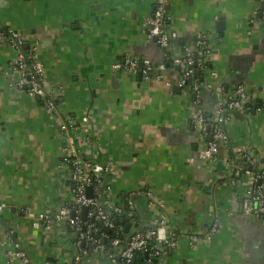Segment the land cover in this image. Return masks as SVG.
<instances>
[{"label":"crops","instance_id":"0c3cea01","mask_svg":"<svg viewBox=\"0 0 264 264\" xmlns=\"http://www.w3.org/2000/svg\"><path fill=\"white\" fill-rule=\"evenodd\" d=\"M156 1L0 0V30L20 33L29 45L24 49L44 64L47 89L59 93L62 116L75 118L82 131L86 127L92 134L96 147L89 146V157L116 166L110 202L134 200L139 228L151 227L160 212L133 192L150 191L163 203L179 241L166 264H264V225L243 215L244 178L230 183L225 161L235 147L264 159V114L233 112L226 126L230 146L220 148L217 161L204 162L197 159L202 137L193 121L192 91L113 70L126 56L162 61L164 52L149 41L145 25ZM262 4L166 0L169 27L180 34V45L206 32L211 66L226 86L243 83L252 102H264ZM221 18L223 33L217 30ZM15 56L16 50L0 40V203L11 208L0 216V224L15 229L32 264L50 263V257L69 264L70 229L36 231L24 217L26 212L54 214L70 201L72 180L62 161L57 123L39 98L12 87ZM202 96L205 114L220 109L213 92L203 88ZM213 222L220 231L192 249L186 234L204 236ZM3 235L0 264H9ZM103 259L88 256L84 264H103Z\"/></svg>","mask_w":264,"mask_h":264},{"label":"built area","instance_id":"2783aa9c","mask_svg":"<svg viewBox=\"0 0 264 264\" xmlns=\"http://www.w3.org/2000/svg\"><path fill=\"white\" fill-rule=\"evenodd\" d=\"M169 23L166 0H157L145 25L149 41L156 43L164 52L162 61L155 64L149 59L138 60L126 56L113 65V70L133 75L141 73L148 79L154 77L157 81H163L168 88L174 84L178 88H189L193 94V121L202 137L197 159L215 162L220 148L230 146L226 126L233 112L264 114V102L252 107L254 102L249 101L243 83L226 86L220 72L210 64L211 38L206 32L196 33L190 45L182 46L180 34L171 29ZM0 40L16 50L10 66L15 78L12 87L43 102L51 119L57 123L63 139L62 161L71 172L70 201L54 214L26 212L25 220L36 231H51L59 226L69 228L73 249L69 264H84V258L88 256L104 257L111 264H162L169 253L179 247L177 232L172 228L168 216L162 212L163 203L150 191L133 192L145 197L160 212L156 222L148 228H139L134 200L129 199L124 205L111 203L110 177L116 171V166L109 161L100 162L90 158L86 153L89 146L96 147L90 130L85 127V131H82L75 118L62 116L59 93L56 90L48 91L46 68L34 52L24 49L22 35L9 29L6 33L0 32ZM203 88L220 99V109L214 114L207 115L203 110ZM233 151L225 161L230 167V183L244 178L243 215L257 219L264 225V163L252 150L235 147ZM85 208L86 216L83 219ZM6 209H10L9 205L1 202L0 216ZM118 218L125 222L117 223ZM126 225H130L128 234H125ZM219 231L218 223L213 222L204 236L186 234L185 239L195 249L198 242L202 239L209 242ZM4 243L9 264H32L23 240L16 235L15 229L10 228L4 233Z\"/></svg>","mask_w":264,"mask_h":264},{"label":"water","instance_id":"95a60500","mask_svg":"<svg viewBox=\"0 0 264 264\" xmlns=\"http://www.w3.org/2000/svg\"><path fill=\"white\" fill-rule=\"evenodd\" d=\"M262 7H263V9H264V4H262ZM217 30H218L219 33H223V32H224V30H225V19H224V18H221L220 21L217 23ZM183 45H184V44H183ZM28 47H29V45H28V44H25V49H28ZM139 77H142V74H141V73H139ZM114 79H115V78H114ZM38 100H39V99H38ZM249 101L252 102L250 98H249ZM261 162L264 163V159H262ZM71 182H72V181H71ZM90 193H91V192H90V190H89V195H91ZM85 216H86V208H85L84 211H83V219H85ZM124 222H125L124 219H122V220H121V223H124ZM1 229H2V228H0V230H1ZM129 231H130V225H126V226H125V234H128ZM174 253H175V251L173 250V251H171V252L169 253L168 256H173ZM47 261L50 262V263H55V259H54V258H51V257L48 258ZM166 263H167V261H166V258H165L162 264H166Z\"/></svg>","mask_w":264,"mask_h":264},{"label":"trees","instance_id":"16d2710c","mask_svg":"<svg viewBox=\"0 0 264 264\" xmlns=\"http://www.w3.org/2000/svg\"><path fill=\"white\" fill-rule=\"evenodd\" d=\"M7 31H8L7 28H4V30H0V32H2V33H6ZM261 103H263V102L254 101V104H251V106L254 107V106L260 105ZM121 220H122L121 218H118L116 221L119 224H123V223H121ZM108 252H110V250ZM55 264H59V263L56 262Z\"/></svg>","mask_w":264,"mask_h":264},{"label":"flooded vegetation","instance_id":"af4514ba","mask_svg":"<svg viewBox=\"0 0 264 264\" xmlns=\"http://www.w3.org/2000/svg\"><path fill=\"white\" fill-rule=\"evenodd\" d=\"M10 210H11V208H10ZM9 209H6L5 211H4V213L3 214H6V213H8L9 211H10ZM6 226L2 223V225L0 224V228H2L1 230H0V232H6V230H7V228H5ZM2 244H3V247L5 246V243H4V235H3V241H2ZM5 250H6V246H5Z\"/></svg>","mask_w":264,"mask_h":264},{"label":"rangeland","instance_id":"374dc122","mask_svg":"<svg viewBox=\"0 0 264 264\" xmlns=\"http://www.w3.org/2000/svg\"><path fill=\"white\" fill-rule=\"evenodd\" d=\"M247 114H248V113H247ZM86 151L89 152V151H92V149L89 148V149H86ZM112 162H113V160H112ZM101 263H103V264H109V263L107 262V260H105V259H103Z\"/></svg>","mask_w":264,"mask_h":264}]
</instances>
